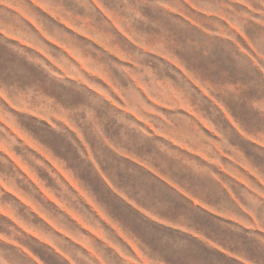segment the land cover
Masks as SVG:
<instances>
[{
	"label": "rangeland",
	"instance_id": "1",
	"mask_svg": "<svg viewBox=\"0 0 264 264\" xmlns=\"http://www.w3.org/2000/svg\"><path fill=\"white\" fill-rule=\"evenodd\" d=\"M68 2L0 0V40L35 52L51 65L58 79L79 83L102 96L131 118L138 136L167 146L161 154L163 159L157 158L160 165L177 174L181 169L207 173L244 211L233 198L241 188L248 192L256 185L264 188L261 165L228 145L202 104L172 79L150 67L139 71L125 46L141 51L144 47L110 12L90 15L85 4L81 14L72 11ZM145 54L156 55L151 49ZM249 58L259 63L255 53L249 52ZM201 91L215 103L210 93ZM14 92L10 97L7 90H0V245L13 250L17 264H101V260L105 264H155L152 253L139 247L129 230L106 212L82 180L109 207L115 209L122 201L149 217V208L130 200L128 192L121 191L112 178L128 184L132 194L139 196L136 186L124 180L130 168H138L154 181L168 183L182 195L189 194L140 158L136 150L117 147L94 131L85 136L82 122L78 123L79 113L54 96L31 90ZM217 107L222 110V106ZM21 116L25 117L23 126L18 120ZM38 126L52 131L67 129L80 146L83 165L69 167L63 149L53 150L27 131ZM130 142L140 144L135 137ZM203 208L226 224L238 221L228 211L208 205ZM238 226L252 227L244 222ZM215 250L242 264L240 256L227 248L201 249V253L208 260L213 255L219 257Z\"/></svg>",
	"mask_w": 264,
	"mask_h": 264
},
{
	"label": "clouds",
	"instance_id": "2",
	"mask_svg": "<svg viewBox=\"0 0 264 264\" xmlns=\"http://www.w3.org/2000/svg\"><path fill=\"white\" fill-rule=\"evenodd\" d=\"M85 4L90 15L110 12L144 47L141 51L125 46L139 71L150 67L157 74L168 76L202 104L227 144L261 165L264 182V0H69L67 6L83 14ZM149 49L156 55H146ZM249 52L257 55L259 63L249 58ZM16 89L54 96L66 108L79 113L78 123L82 122L85 136L94 131L107 136L117 147L136 150L140 158L189 194L182 195L173 187L154 181L138 168H130L124 180L136 186L139 196L132 194L128 184H119L112 178L121 191L128 192L130 200L149 208V217L137 214L124 203L115 209L109 207L82 180L109 215L145 240L155 264H229L215 255L205 260L196 241L210 249L217 245L227 248L240 256L242 264H264V188L256 185L251 192L236 190L233 199L239 200L244 208L241 211L207 173L190 169H181L179 174L168 171L157 159H163L161 154L167 148L163 142L138 136L130 117L89 87L58 79L51 65L35 52L0 40V90H7L11 97ZM201 90L210 93L215 103ZM18 120L23 126L25 117ZM27 131L53 150L63 149L69 167L83 165L80 146L67 129L52 131L38 126ZM131 137L138 138L140 144L131 143ZM194 200L199 203L194 204ZM205 204L230 212L238 218L237 223L226 224L210 215L203 208ZM241 222L252 227L238 226ZM194 233L199 238H193ZM208 241L213 242L211 246ZM13 255L12 249L0 245V264H17ZM101 264L105 261L101 260Z\"/></svg>",
	"mask_w": 264,
	"mask_h": 264
},
{
	"label": "crops",
	"instance_id": "3",
	"mask_svg": "<svg viewBox=\"0 0 264 264\" xmlns=\"http://www.w3.org/2000/svg\"><path fill=\"white\" fill-rule=\"evenodd\" d=\"M165 183V182H164ZM168 184V183H167ZM166 183L164 184V185H167ZM168 187H170V185H167ZM107 187V186H106ZM174 188V187H173ZM107 189L109 190V188L107 187ZM174 190L176 191V189L174 188ZM110 191V190H109ZM194 202V201H193ZM121 203H124V202H122L121 201ZM124 204H126V203H124ZM128 205V204H127ZM205 205H207V204H205ZM129 206V205H128ZM209 206V205H208ZM129 207H131V206H129ZM134 209V211H136L137 212V214H139V215H143V213L140 211V210H137L136 208H133ZM160 219V218H159ZM121 222V221H120ZM122 224V223H121ZM172 227L173 228H176V227H178L177 225H172ZM169 232H171V230H168ZM129 234L130 235H132L134 238H135V240L138 242V245H139V247H141L142 249H143V251H145V253H152V251H151V249H150V247H149V245L146 243V242H144L143 240H142V238H140V236H138L136 233H133L132 231H130L129 230ZM193 238H199V234L198 233H194L193 234ZM139 240V241H138ZM143 241V242H142ZM209 243H213V242H211V241H208ZM202 250H204V251H212V249H210V248H208L206 245H202V244H200V242H198V241H196L195 242ZM216 247H219V248H221L219 245H217ZM221 249H224V248H221ZM226 249V248H225ZM215 251H217V250H215ZM214 251V252H215ZM230 253H234V252H232V251H230V250H228ZM218 252V253H217ZM216 253L218 254V256L219 257H223L224 258V260L225 261H228V262H234V263H236V264H239L237 261H234V260H231V259H229V257H227L223 252H221V251H217Z\"/></svg>",
	"mask_w": 264,
	"mask_h": 264
}]
</instances>
